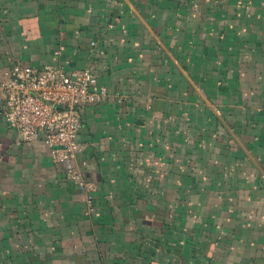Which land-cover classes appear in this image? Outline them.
I'll use <instances>...</instances> for the list:
<instances>
[{"label":"crops","instance_id":"0c3cea01","mask_svg":"<svg viewBox=\"0 0 264 264\" xmlns=\"http://www.w3.org/2000/svg\"><path fill=\"white\" fill-rule=\"evenodd\" d=\"M15 63L92 70L94 208L0 93V264H264V0H0Z\"/></svg>","mask_w":264,"mask_h":264},{"label":"built area","instance_id":"2783aa9c","mask_svg":"<svg viewBox=\"0 0 264 264\" xmlns=\"http://www.w3.org/2000/svg\"><path fill=\"white\" fill-rule=\"evenodd\" d=\"M93 82L89 67L67 70L52 64L33 68L15 63L0 71L5 123L23 141L43 139L53 160L62 163L67 175L84 191L87 211L94 208L93 195L77 168L76 154L80 149V109L96 98Z\"/></svg>","mask_w":264,"mask_h":264}]
</instances>
